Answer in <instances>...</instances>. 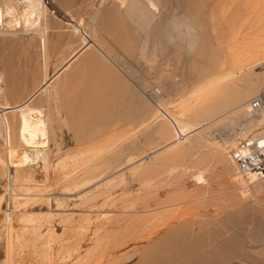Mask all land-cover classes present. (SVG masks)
<instances>
[{"label": "rangeland", "instance_id": "1", "mask_svg": "<svg viewBox=\"0 0 264 264\" xmlns=\"http://www.w3.org/2000/svg\"><path fill=\"white\" fill-rule=\"evenodd\" d=\"M15 1L21 14L26 0ZM45 1L48 62L33 29L0 33V107L23 104L85 39L93 46L50 88L49 168L25 162L19 113L8 115L10 142L0 110V264H76L99 236L111 246L90 264H264V193L254 177L238 176L225 145L248 117L228 113L264 90V66L245 56L264 42V0H159L148 30L133 25L122 0ZM175 15L204 33L193 53L169 41ZM240 63L238 79L186 111ZM188 209L198 210L195 233L181 218ZM187 245L192 258L171 254Z\"/></svg>", "mask_w": 264, "mask_h": 264}, {"label": "bare ground", "instance_id": "2", "mask_svg": "<svg viewBox=\"0 0 264 264\" xmlns=\"http://www.w3.org/2000/svg\"><path fill=\"white\" fill-rule=\"evenodd\" d=\"M100 1H101V5L100 4L99 5L101 7L102 5H104V3L106 1H112V0H100ZM25 3H26V5L22 6L23 7V11L20 14L19 11H18L19 10L18 2H16L15 0H0V33H2L5 30V28H7V27H11V28L14 27V28H17V29L18 28H20V29L24 28L26 30L33 29L34 30L33 34L35 32L34 35H38L40 37V39H41V47H42V49L44 51V55L43 56H45L44 60H45V62H48V60L50 59V56H51L50 48H49V44H48L49 43L48 42L49 39H48V36H47V30H46L48 28V24L46 23V24L43 25L42 24V20L47 17V14L49 13V9H48L49 6L48 7L46 6V1L45 0H26ZM118 3H120V2H118ZM121 3H122V5H121ZM121 3H120L121 7L124 6L123 8H127L126 11L128 12V14H126V15H128V19L130 18V21H132L134 23V24L132 23L133 25L140 27V30L141 29H147L148 30V28L151 25H153L154 20L157 19L156 16L159 15V14H156L157 13L156 12L157 8H158V6L160 4L159 0H122ZM112 6H114V5H112ZM254 6H255V4H254ZM255 7H258V6H255ZM254 9L255 8L253 7L252 10L255 11ZM96 12H97V15H98V13L100 11H98V9H97ZM188 21H190V20H185V19H182V18H178L175 15L174 19H172V22L169 23L170 27L172 28V32L170 31L171 33L170 34L168 33V37H169L170 43H172V44L179 43V44H181L180 47H182V49H185L184 43H186L187 46H188L187 47L188 51L190 53H193L196 50L197 46H198V41L200 43V40L204 36V33L201 30L200 26L197 27V25H196L194 27V26H192L194 24H190V22H188ZM42 25L44 26V28H42ZM251 26L257 28V26L254 25V23ZM171 28H170V30H171ZM28 32H31V30L28 31ZM174 32H176L177 34L174 33ZM91 39H90V41H91ZM217 40L220 42V44L223 43L222 40L220 39V37H218ZM90 41H89V43H87L88 41L85 39L83 41L84 42V44H83L84 47L81 48L80 51H78L75 55H73V57L66 64L64 63L65 65L63 64L64 66L63 67L61 66V68H59V70H57V72L55 71L56 73H54V76L52 75L53 76L52 78H48V77L45 78V81H44L43 85L36 92L31 94L30 97H28V99L23 104L15 106V107H7V106L6 107H0V110L3 109V113H4V117L3 118H5V121H3V122H4L5 126H6V128H8V134H9L10 142H11V139H12V137H11L12 136L11 135L12 134L11 133L12 129L11 128H12L13 125H11L10 120L8 119V115H9V113H14V112L19 113V116H20V120H18L19 124L17 125L18 122L16 123V126L18 128L16 126L15 127H16V129H18V133L17 134H18V137H19L18 138L19 141L21 143H23L22 144L23 146H25V154L23 155V159L31 167H34L36 164H40V163H36V160H39L40 162H42L45 169L50 167V163H51L50 159L51 158H50V153H49L48 149L46 148L47 147L46 144L48 143L46 140L49 137L48 136V134H49V124L51 122V117H50L51 115L50 114L52 112V104H54L55 100L53 99V96H52L53 94L51 95L49 93V91H50V88L53 85V83L57 79H59V77L71 67V65L80 57V55L87 48L89 49V47L93 46V44H92L93 41H92V43ZM144 44H146V43H144ZM95 46H98V45H95ZM145 46H146V48H148V44L145 45ZM254 48H255V51H253V52H249L248 51V53L245 55V56L248 57L247 60H250V57H251V59L252 58L256 59L255 62L252 63V66H254V67L264 66V42L263 41L262 42L259 41L256 44V47H254ZM145 50L146 49H143V53H144ZM141 52H142V50H141ZM144 54H145L144 56L147 55V50H146V52ZM254 57H256V58H254ZM45 62H44V65H45ZM244 72H245V66H244V64L240 63V67L238 66L235 69H233V74L232 75L230 74L231 76L223 78V79L220 78L222 80H220V79L218 81L216 80L215 83L213 81L212 83H214V84H212V85L210 84L211 86L209 85V87L206 88L205 90L201 89V91L198 92L195 95V96L198 97V99L195 100L194 102H189V103L186 104V111L187 112H192V111L194 112V110L202 109L204 104H205V100H203L202 96L204 95V93L207 90H210L211 88L215 87L216 85L221 84L223 81H227V80H230V79L234 80L235 77H237L238 74H242ZM237 79H238V77H237ZM237 79H236V81H237ZM261 92L259 93V95L261 94ZM43 94H45V98L38 100L39 97H41V95H43ZM259 95H257L256 97H258ZM200 96H201V98H199ZM38 101H39V103L45 101V103H46L45 106L43 108L42 107L41 108L35 107L36 102L38 103ZM251 101L249 102V104H242L241 106H238L235 110L231 111L228 114L231 115V114H233L232 112L242 111V113L244 115L248 116V117H246V119H241L242 117L238 118V119H240V122H243V123L246 124V126L242 128V135L246 136V137L247 136H253L255 138H259V136H262L264 134V111H256V110H254L252 105H251ZM183 104H185V102ZM182 111H185V110L182 109ZM193 114H195V113H193ZM228 114L226 113V115H228ZM243 114H242V116H243ZM183 116L184 115L181 116L182 119L185 117V116L184 117ZM189 116H190V114H189ZM224 116L220 117L217 120H223V119L228 117V116L227 117H224ZM14 121H17V120H14ZM215 122L216 121L207 122V123L203 124V129L202 130H204L205 127L210 126L212 123H215ZM14 125H15V123H14ZM251 125L255 129L254 128L252 129ZM255 126L258 127L259 129L256 128ZM15 127H14V129H15ZM254 130H258V131H254ZM0 132H1V130H0ZM229 142L230 141L226 140L225 145L227 146V143H229ZM226 150H228L227 147H226ZM229 157H230V155H229ZM230 160L232 161L233 165L236 167V164L234 163L233 159L230 158ZM236 169H237V167H236ZM237 171H238V169H237ZM238 176L241 179H246V178L242 177L239 174V172H238ZM250 178H253V177H250ZM254 178L256 179V187H257V189L261 193H264V183H263L264 180H258L256 177H254ZM249 179H247V180H249ZM32 180H33V177H32ZM24 183H28V182H24ZM18 189L20 190L21 188H18ZM13 207H14V205H13ZM195 211L198 212V210H195V209H188L186 211H183L182 212L183 216L181 217V218L185 219V223L184 224L191 225L192 229L190 231L192 233L196 232V226H197L196 225L197 221L195 222L192 219V216H194ZM180 214H181V212H180ZM179 217L180 216H178V218ZM35 220L36 219H34L33 216H24L22 221H21V223L24 224V225H29V224L32 225L33 221H35ZM209 223H210V221H209ZM206 227H209V225H207ZM204 229H202V230H204ZM24 230H25V228H24ZM25 232H26V230H25ZM25 232H23V234L20 237L21 241H23V237H24V233ZM98 233H97V235H98ZM197 237H198V235H197ZM114 245H115V243H114ZM110 246H111L110 240H106L105 236H99L96 239V241H95V249H94V251L91 252L90 254H88L86 258H84L82 260H79L76 264H90V262L92 260H96V259L102 257L103 251H101V250L103 248L107 249ZM123 246L124 245H122V247ZM179 247L181 249V246H179ZM189 247H190V245H187L186 246V250H183V251H180L178 248H176V249L173 248L172 250L174 252L171 253V254H174V255H177V256H180V255H183V254L191 256V255H193V251L189 252ZM190 250H191V248H190ZM192 250H193V248H192ZM170 252H172V251H170ZM74 253H76V252H74ZM176 257H174V258H176ZM166 258H168V257H166ZM191 258H192V256H191ZM186 259H187V257H186ZM195 260H196V258H195ZM12 261H13V259L11 257H9L7 260L4 261L3 264H11ZM99 263H101V262L99 261Z\"/></svg>", "mask_w": 264, "mask_h": 264}, {"label": "built area", "instance_id": "3", "mask_svg": "<svg viewBox=\"0 0 264 264\" xmlns=\"http://www.w3.org/2000/svg\"><path fill=\"white\" fill-rule=\"evenodd\" d=\"M251 105L256 111H264V90L258 97L252 99ZM245 126V123L240 122L230 132L226 139L230 141L227 143L228 154L242 177L264 180V134L259 138L243 136L242 128ZM1 255L0 244V258Z\"/></svg>", "mask_w": 264, "mask_h": 264}]
</instances>
